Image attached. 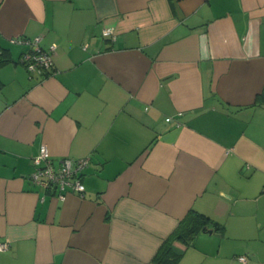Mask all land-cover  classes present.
I'll list each match as a JSON object with an SVG mask.
<instances>
[{"label":"crops","instance_id":"1","mask_svg":"<svg viewBox=\"0 0 264 264\" xmlns=\"http://www.w3.org/2000/svg\"><path fill=\"white\" fill-rule=\"evenodd\" d=\"M0 57V264H158L190 209L218 228L173 264H264V0H0ZM41 145L83 195L30 179Z\"/></svg>","mask_w":264,"mask_h":264},{"label":"built area","instance_id":"2","mask_svg":"<svg viewBox=\"0 0 264 264\" xmlns=\"http://www.w3.org/2000/svg\"><path fill=\"white\" fill-rule=\"evenodd\" d=\"M104 36L114 38L110 29H106L102 33ZM41 39L40 35L27 38H12V42L16 43H30L31 49L24 51L19 58V61L25 66L29 73L47 74L53 67L52 54L55 49V44H51L47 49L39 45ZM166 121H170L172 117H166ZM89 157L73 159L70 157H63L55 160L48 148L41 145L37 154L32 157L33 170L30 179L44 187L55 191L57 197L63 200L66 193L69 191L83 195L85 190L84 185L80 179L82 170L88 164ZM8 240L0 242V250L8 247ZM240 264L246 263L245 255H238L236 257Z\"/></svg>","mask_w":264,"mask_h":264},{"label":"trees","instance_id":"3","mask_svg":"<svg viewBox=\"0 0 264 264\" xmlns=\"http://www.w3.org/2000/svg\"><path fill=\"white\" fill-rule=\"evenodd\" d=\"M4 59L0 57V64ZM264 102V91H262L256 98L255 103ZM218 228V223L211 219L209 216L190 209L188 213L179 222L178 227L174 233L167 238L153 257V261L158 264H173L178 257L175 256L171 250V245L174 239H182L186 243H191L199 231H205L208 226Z\"/></svg>","mask_w":264,"mask_h":264},{"label":"water","instance_id":"4","mask_svg":"<svg viewBox=\"0 0 264 264\" xmlns=\"http://www.w3.org/2000/svg\"><path fill=\"white\" fill-rule=\"evenodd\" d=\"M205 231H207V232H211V229H207V230H205Z\"/></svg>","mask_w":264,"mask_h":264}]
</instances>
